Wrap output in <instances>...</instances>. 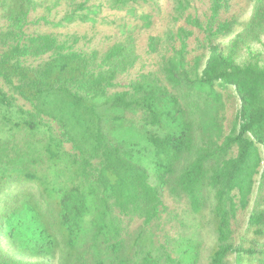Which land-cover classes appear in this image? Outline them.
<instances>
[{"label":"trees","instance_id":"1","mask_svg":"<svg viewBox=\"0 0 264 264\" xmlns=\"http://www.w3.org/2000/svg\"><path fill=\"white\" fill-rule=\"evenodd\" d=\"M170 1L200 52L168 23L122 82L132 32L85 50L32 26L138 0H0V264H264V0Z\"/></svg>","mask_w":264,"mask_h":264},{"label":"rangeland","instance_id":"2","mask_svg":"<svg viewBox=\"0 0 264 264\" xmlns=\"http://www.w3.org/2000/svg\"><path fill=\"white\" fill-rule=\"evenodd\" d=\"M155 1L158 5L155 4ZM242 2L243 0L231 1V4H235L232 10L236 9L238 4ZM171 3L170 0H138L135 13L133 14L128 12L127 9H129V7L120 10L104 7L101 13L96 17L97 20L94 24L88 22H72L64 23L60 25V27L49 28V25H42V23H39L35 27L32 26V28L54 31L58 33L60 37L67 34H75L77 37H80L76 46L85 50L92 48L103 50L114 41L122 40L127 32H132L139 49L140 61L129 74L124 76L122 82H125L135 77L140 71L156 68L159 54L147 51V42L150 35L163 34L166 31L168 23L177 27L183 25L186 29L193 28L186 24L183 19L175 22L171 20ZM208 6L209 0H190V6L187 11L203 19L204 15L208 13ZM141 11H149L152 13V24L150 27H144L142 25V20L138 16V13ZM58 18L59 16L56 17V19ZM193 29L195 30L194 34L190 35L187 40L188 50L190 54H197L200 52L199 40L202 39L203 33L196 28ZM174 43L178 44V41Z\"/></svg>","mask_w":264,"mask_h":264}]
</instances>
